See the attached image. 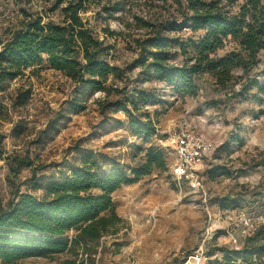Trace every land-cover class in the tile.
Returning <instances> with one entry per match:
<instances>
[{
  "label": "rangeland",
  "instance_id": "obj_1",
  "mask_svg": "<svg viewBox=\"0 0 264 264\" xmlns=\"http://www.w3.org/2000/svg\"><path fill=\"white\" fill-rule=\"evenodd\" d=\"M97 1L100 5H93L84 16L98 29L109 25L120 32L106 37L116 64L125 68L123 79L116 82L119 91L93 90L51 68L46 60L7 80L0 91L4 116L0 132L6 151L0 159V196L7 204L17 191L42 195L43 189H34V182L41 176H60L84 151L132 167L145 160L150 146H170L175 128L187 118L215 147L203 169L207 203L201 191L186 184L182 191L177 189L171 176L173 157L167 153L166 168H156L114 192L122 222L100 239L18 264H181L204 242L210 225L218 229L205 245L213 259H221L223 252L216 247L233 248V237L244 241L245 218L262 217L264 222V94L251 90L235 95L239 84L234 91L219 89L204 76L195 95L182 96L163 82L145 80L141 68L132 65L138 56L135 39L141 32L134 24L126 25L133 23L132 0ZM114 3L126 9L109 18L101 8ZM55 5L56 0H0V49L30 18L61 21ZM183 34L193 39L199 35L187 30ZM229 50L230 44L218 53ZM259 58L263 67L264 50ZM175 59L181 62L183 57ZM140 89L150 94L148 102L138 103V111L129 102L126 107L138 116L144 114L143 120L149 115L155 123L157 132L147 140L131 133L129 113L119 103L137 96ZM74 105L82 109L75 113ZM9 156L29 157L34 165L14 173Z\"/></svg>",
  "mask_w": 264,
  "mask_h": 264
},
{
  "label": "trees",
  "instance_id": "obj_2",
  "mask_svg": "<svg viewBox=\"0 0 264 264\" xmlns=\"http://www.w3.org/2000/svg\"><path fill=\"white\" fill-rule=\"evenodd\" d=\"M95 4L99 1L56 0L53 9H60L61 21L45 22L37 16L12 32L0 49V91L5 90L7 80L44 60L93 90L119 91L116 82L123 79L125 68L116 64L106 37L120 32L109 25L98 29L90 23L84 13ZM101 9L112 18L126 8L114 3ZM130 10L133 23L126 25L134 24L141 31L135 39L138 56L132 65L141 68L145 80L163 82L182 96L195 95L204 76L219 89L234 91L239 84L235 95L251 90L264 94V66L259 58L264 50V0H132ZM184 30L199 35L197 39L185 38ZM228 44L230 50L219 54ZM176 56L183 57L182 61H176ZM137 92L119 103L129 113L131 133L147 140L157 132L155 123L149 115L143 120L144 114L138 116L126 107L129 102L138 111V103L148 102L149 93ZM81 109L74 105L72 110L78 113ZM4 139L0 132V159L6 152ZM167 155L164 148L150 146L143 162L128 167L84 151L60 176H41L34 182L33 188L43 189L42 195L17 191L7 204L0 196V264L53 257L76 244L100 239L122 222L113 202L114 192L156 168H166ZM9 158L14 173L34 165L29 157ZM239 244L240 249L216 247L223 252L221 259H213L206 247L205 264H264V222Z\"/></svg>",
  "mask_w": 264,
  "mask_h": 264
},
{
  "label": "built area",
  "instance_id": "obj_3",
  "mask_svg": "<svg viewBox=\"0 0 264 264\" xmlns=\"http://www.w3.org/2000/svg\"><path fill=\"white\" fill-rule=\"evenodd\" d=\"M171 139L170 146L165 147L164 150L166 149L165 151L173 157L171 176L175 186L182 191L186 184L194 191H201L204 202L207 203L203 169L215 147L204 133L196 129L187 118H183L178 124ZM209 215L211 217L210 212ZM260 222H262V217L245 218L243 233L248 235ZM210 226L206 230L204 242L194 252L188 254L181 264H205L207 260L206 239L218 229V227ZM232 243L235 248L240 249L239 241L235 237L232 238Z\"/></svg>",
  "mask_w": 264,
  "mask_h": 264
}]
</instances>
